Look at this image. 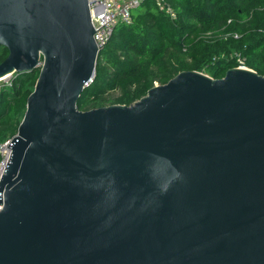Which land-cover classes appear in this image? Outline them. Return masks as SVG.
<instances>
[{
    "label": "water",
    "instance_id": "95a60500",
    "mask_svg": "<svg viewBox=\"0 0 264 264\" xmlns=\"http://www.w3.org/2000/svg\"><path fill=\"white\" fill-rule=\"evenodd\" d=\"M94 31L87 0H0V77L39 68L0 177V264H264V75L182 70L80 110Z\"/></svg>",
    "mask_w": 264,
    "mask_h": 264
},
{
    "label": "trees",
    "instance_id": "16d2710c",
    "mask_svg": "<svg viewBox=\"0 0 264 264\" xmlns=\"http://www.w3.org/2000/svg\"><path fill=\"white\" fill-rule=\"evenodd\" d=\"M174 16L153 0L132 8L129 24L118 23L98 52L93 80L82 90L80 110L128 105L154 83L182 70L220 78L243 64L264 75V0H165ZM7 49L0 46V61ZM39 68L13 72L0 84V141L17 131Z\"/></svg>",
    "mask_w": 264,
    "mask_h": 264
},
{
    "label": "built area",
    "instance_id": "2783aa9c",
    "mask_svg": "<svg viewBox=\"0 0 264 264\" xmlns=\"http://www.w3.org/2000/svg\"><path fill=\"white\" fill-rule=\"evenodd\" d=\"M142 0H87L90 18L93 28V39L98 50L108 41L112 30L118 23L129 24L132 21L131 10L140 4ZM155 4L165 12L174 16L171 7L166 4L165 0H153ZM240 68H247L243 64V59L236 55ZM5 83L9 84V80ZM10 139L0 141V177L10 155ZM2 203H0V209Z\"/></svg>",
    "mask_w": 264,
    "mask_h": 264
},
{
    "label": "rangeland",
    "instance_id": "374dc122",
    "mask_svg": "<svg viewBox=\"0 0 264 264\" xmlns=\"http://www.w3.org/2000/svg\"><path fill=\"white\" fill-rule=\"evenodd\" d=\"M10 77H11V75H9L7 77H4V78H1L2 80H0V84L1 83H5L6 81H8Z\"/></svg>",
    "mask_w": 264,
    "mask_h": 264
},
{
    "label": "bare ground",
    "instance_id": "6f19581e",
    "mask_svg": "<svg viewBox=\"0 0 264 264\" xmlns=\"http://www.w3.org/2000/svg\"><path fill=\"white\" fill-rule=\"evenodd\" d=\"M7 76H9V74H6V75L0 77V79H1V78H4V77H7ZM1 80H2V79H1Z\"/></svg>",
    "mask_w": 264,
    "mask_h": 264
}]
</instances>
